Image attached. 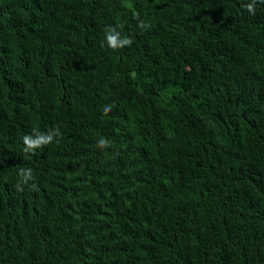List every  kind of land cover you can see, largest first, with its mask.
<instances>
[{"label": "trees", "instance_id": "16d2710c", "mask_svg": "<svg viewBox=\"0 0 264 264\" xmlns=\"http://www.w3.org/2000/svg\"><path fill=\"white\" fill-rule=\"evenodd\" d=\"M247 2L0 0V264H264V3ZM108 25L132 44L109 48Z\"/></svg>", "mask_w": 264, "mask_h": 264}, {"label": "clouds", "instance_id": "9594fccd", "mask_svg": "<svg viewBox=\"0 0 264 264\" xmlns=\"http://www.w3.org/2000/svg\"><path fill=\"white\" fill-rule=\"evenodd\" d=\"M257 3H264V0H249V2L244 4V8L247 12L255 14ZM120 26L113 27L108 25L105 29V41L109 48L116 50L130 46L132 40L127 36H121L120 31L117 28ZM138 27L141 29H146L149 27L144 21H139ZM112 105H105L103 112L107 115L112 111ZM61 136L59 128H53L47 132H39L33 130L31 134H25L22 138L23 141V152L28 154H34L37 149H41L44 146L52 144L53 142L58 143V137ZM97 146L101 149H105L111 146V141L107 138L101 137L97 141ZM19 180L15 185L17 191H23L24 186H30L32 190L37 189V184L34 182L35 177L33 175V170L31 168L21 167L18 169ZM31 182V183H30Z\"/></svg>", "mask_w": 264, "mask_h": 264}]
</instances>
